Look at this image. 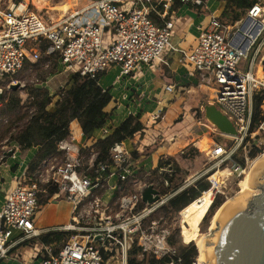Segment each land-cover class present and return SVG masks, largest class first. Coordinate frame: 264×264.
<instances>
[{"label": "built area", "instance_id": "built-area-1", "mask_svg": "<svg viewBox=\"0 0 264 264\" xmlns=\"http://www.w3.org/2000/svg\"><path fill=\"white\" fill-rule=\"evenodd\" d=\"M206 3L96 0L64 19L46 23L25 3L0 0V110L6 89L17 82L14 78L42 57L46 64L55 61L65 72L81 77L94 79L115 68L121 78L134 79L142 75L144 68L154 70L156 65L166 64L167 54L177 53L209 89L207 105L216 106L236 131L235 136H224L205 120L202 126L209 135L229 142L212 140L210 152L205 153L210 165L199 177L163 196L156 190L157 194H152L153 187L141 183L123 142L110 149V164L96 165V155L82 154L86 148L78 147L69 133L57 144L59 156L43 160L30 176L18 178L6 193L0 211V261L10 258L9 253L26 241L51 232H66L70 235L61 243L39 242L35 259L23 264H130V259H147L146 264H153L150 260L159 262L154 264H182L170 239L172 229L154 215L201 177L209 184L207 191L219 187L220 171L228 164L232 170L246 168L253 161L250 153L256 150L259 154L264 146V99L252 129V100L264 91V77L257 73L258 64L264 72L260 57L264 48V0H257L243 17L230 24L211 15L189 52L174 48L171 39L177 21L167 19L169 10L175 4L204 9ZM174 89L172 84L164 86L166 93ZM201 108L204 113V106ZM84 159L87 163L82 167ZM49 190L55 191L50 200L64 198L72 205L70 223L37 229L32 219L38 208V194ZM108 192L111 199L106 202ZM218 195L223 194H217L214 202ZM182 210L177 212L178 217ZM133 246L138 249L135 256L130 255ZM192 264L199 263L196 259Z\"/></svg>", "mask_w": 264, "mask_h": 264}, {"label": "trees", "instance_id": "trees-1", "mask_svg": "<svg viewBox=\"0 0 264 264\" xmlns=\"http://www.w3.org/2000/svg\"><path fill=\"white\" fill-rule=\"evenodd\" d=\"M221 1L226 2L224 5V9L226 10H224V17L230 15V20L233 22L245 15L248 9L257 0ZM152 18L158 25H162L156 17L152 16ZM104 75L105 73H102L96 78L90 79L72 73L68 77L69 80L66 87L60 88L56 94L51 95L46 85L48 89L42 86H32L28 88L27 95L30 101L27 107L32 110V112L29 110L26 113H21L23 109V107L20 106L21 100L15 95L14 91H11L8 97L5 96L4 105L0 110V143H3L4 146L11 143L16 144L22 157L30 148H38L34 158L28 164L26 176H30L43 160L49 157L59 156L57 144L59 141L69 136V125L73 121H77L83 134L88 139L92 137L94 131L102 129L105 126L106 122L109 120L110 114L104 109L108 106L112 98L108 91L102 90L99 84L100 78ZM53 96L58 97L54 102ZM263 99L264 91L253 97L252 129L259 120L260 105ZM196 119L201 121V116L197 114ZM144 129V125L140 121V114L128 115L110 134L103 139H98L90 148L83 149L81 153L85 156L94 153L96 155V165H108L110 164V149L113 145L131 139L136 133ZM197 154V150L191 147L186 152H182L181 156L191 159ZM132 156L135 158L138 157L136 152H134ZM255 156L256 150H253L250 153V158L254 159ZM240 163H242V165L244 164L241 160ZM161 169H165V171L159 173ZM179 172L180 168L173 158H162L158 161L157 168L150 174H159L158 179L161 180L160 186H162L160 195H168L183 186L182 180L179 181V177H176ZM165 182H167V187H163ZM208 189L209 184L206 182L205 178H199L192 185L181 190L169 199L167 204L160 209V213H177L183 208H188L197 200L201 192H204L201 197L211 194V199L204 209L205 213L207 209L210 210L212 207L214 197L220 193V189L214 188L212 191H207ZM54 192V190L47 191L46 201H38V206L47 203V199H49ZM219 198L220 197H218L213 204L216 210L222 204V199ZM185 209H183V211ZM206 216L204 219H206ZM177 233L176 231V234L171 236L170 239L172 241H178L176 240ZM68 236L69 233L66 232H51L41 236L38 240L42 244L49 245L54 242L61 243V241ZM184 244L187 245L178 246L176 249V258L181 259L182 264H192L197 259L198 251L194 243L188 242ZM15 249L9 253V257L14 253ZM137 253L138 249L133 246L130 255L135 256ZM149 262L153 264L159 263L155 260H150ZM129 263L146 264L147 262L146 260L136 262L134 259H130Z\"/></svg>", "mask_w": 264, "mask_h": 264}, {"label": "crops", "instance_id": "crops-1", "mask_svg": "<svg viewBox=\"0 0 264 264\" xmlns=\"http://www.w3.org/2000/svg\"><path fill=\"white\" fill-rule=\"evenodd\" d=\"M94 1L96 0H82L84 6L80 9L89 6ZM206 1L204 9L175 4L169 10L167 19L173 18L177 21L175 33L171 39L174 48L189 52L196 45L200 31L208 25L211 15L224 17V1L220 0L218 6H214L210 0ZM181 42L186 43L187 50L179 48ZM165 61L166 64L156 65L154 70L144 68L142 75L136 77L137 79L129 77L121 78L119 81V71L114 69L113 78L115 80L105 83L106 85L111 84L110 88H105L101 83L105 78L99 81L102 90H107L112 98V104L116 108L113 112L115 116H110L111 120H108L102 129L94 131L89 139L83 134L77 121H73L69 125V133L72 135L74 143L80 148H89L95 141L110 134L128 115L140 114V121L145 129L123 142V146L130 152L131 156L134 152L137 153L138 157L132 156V161L139 172L148 174L146 170H155L158 161L162 158H173L178 161L179 154L181 155L183 149L188 145L196 143L198 145L201 138H207L209 140L208 146H210L212 140L204 136L207 130L200 129L206 120L201 107L207 106L208 101L197 102L193 106L194 98L190 95L191 92H194L195 86L202 85L199 74L189 64L185 63L177 53L167 54ZM58 67L62 68L61 66ZM107 72L104 76L107 75ZM52 76L48 78L45 84L48 88L52 82ZM68 80L69 78H66V83ZM61 84L64 83L53 82L52 91L55 92ZM167 84H172L175 87L173 93L165 92L164 86ZM49 91H51L50 88ZM184 91L187 96H177L176 93ZM134 92L140 97L139 101H133ZM195 114L201 116V121L196 120ZM178 117H182V120L178 121ZM155 118L158 121H155ZM37 150L38 148H30L22 157L18 149L14 153L15 160L11 163L7 160L5 164H2V167L0 166V211L6 193L15 186L18 178L26 176L28 164L34 158ZM147 150L149 152L146 155ZM147 159H151L150 165L147 163ZM47 200V203L53 202L50 198ZM55 228L60 227L41 229ZM26 254H29L28 250ZM17 259L19 256L13 253L10 258L0 261V264L23 263ZM26 262L29 261L26 260Z\"/></svg>", "mask_w": 264, "mask_h": 264}, {"label": "rangeland", "instance_id": "rangeland-1", "mask_svg": "<svg viewBox=\"0 0 264 264\" xmlns=\"http://www.w3.org/2000/svg\"><path fill=\"white\" fill-rule=\"evenodd\" d=\"M3 1L6 2L7 0H3ZM15 1H21L25 4L27 3L26 5H28V10L38 15L46 23H51V22L53 23V22H57V20L59 21L61 19H64V17H66L68 14L72 13L73 11L80 10V8L84 6L82 4V0H45L43 4L41 5L34 4L35 6L33 5L32 0H28L29 2H25L24 0H15ZM210 1L214 6H218L220 0H210ZM224 3L226 4V2ZM63 6L67 8V13H64L62 11L61 8H63ZM221 18L223 21H225V23H229V24L231 23L230 15L228 17H223L221 15ZM179 48L187 50L186 43L181 42L179 44ZM251 53L252 52L248 54V61L251 58ZM262 56H264V48L261 50V53H260V57ZM112 69L113 70L110 69L111 71L108 70L106 76H103L102 78H100V81L105 78L103 81H101V83L105 86V88L111 87V84L106 85L105 83H108L110 81L113 82L115 80V78H113V75L115 73V70H114L115 68H112ZM63 72H65L63 67L60 69L57 66V63L55 61L54 62L52 61L49 64H46L45 61L43 60V57L38 62L33 64V67L30 65H27L25 69L14 78V81L16 80L17 82L16 84H13L19 87V89L14 91V93L21 100L20 106L23 107V109L21 110V113H26L27 111L30 110L27 107L30 101L27 95L28 88L32 86H42V87L47 88L45 84L47 83L48 78L51 75H53L51 78L52 82L50 83L51 87L50 85H48L51 91H49L48 88L47 89L50 95L53 93L56 94L60 88L66 87V84H67L66 78H68L71 75V73L69 72H65V73ZM262 76L264 77V75ZM118 79L120 81L121 77H119ZM53 82H57V83L62 82L64 84H61V86L57 88L55 92H53L52 91L54 88ZM9 88L6 89V93H5V96L7 97L9 96V93L11 92ZM194 88H195L194 92H191L192 94H190L191 97L194 98L193 106H195L197 102L202 103V102H206L209 100L208 97L211 96L209 89H207L205 86L200 85V84H198ZM135 93L136 92H134L132 96L133 101H139L140 97L137 96V94ZM176 94L177 96L179 95V97L187 96V93L185 91L176 93ZM56 97L57 96H53V102L58 99V97L57 98ZM115 109L116 108L113 106L112 101H110V103L104 110L108 112L110 116H115L113 113ZM30 112H32V110H30ZM155 119H156L155 121H158L157 118ZM109 120H111L110 117H109ZM177 120L181 121L182 117H178ZM0 124H1V120H0ZM201 128L204 129V127L202 126L200 127V129ZM204 136L210 138L211 140L217 143H220V142L228 143L229 142L227 138L219 137V136H216L215 134L209 135V131L207 132L205 131ZM191 147L197 150L198 152L197 155H195L191 159H188V158H183L179 154L178 161H176V163L178 164L180 168V172L179 174L176 175V177H179V181L182 180V183H183L182 185H186L189 182H191L193 179L199 177L202 174V172L210 165L209 160L207 156L205 155V153L201 152L199 148H197L198 147L197 143L194 145H188L186 148L183 149L182 152L184 151L186 152ZM262 149L263 151H260L259 154L256 153V156L253 159V162L261 158V156L264 154V146H262ZM11 151L13 152L10 153ZM16 151H18V146L16 144L11 143L7 146H4L3 143H0V166L2 167L3 166L2 164H5L7 160H9L10 163L11 161L15 160L16 158H14L15 157L14 153ZM148 152L149 150L145 152L146 155L148 154ZM9 153L10 155H8ZM146 161L149 165L151 164V159H147ZM86 163H87V160L84 159L81 161L80 164L83 167L84 165H86ZM251 165L252 164L247 166V169L242 176H238L237 174L231 175L230 171L226 169L227 167L224 168L222 171H220L221 172L220 173V186L217 187L216 189H220V193L223 194V195L217 196V198L220 197L219 199H222V204L228 198L232 197L234 194H236L238 191L241 190V184L244 180L246 172L249 170ZM146 171H147L146 173L148 174H145V172H142V171L139 172L138 178L140 179L141 183L146 186L151 185L153 189L156 190L160 194V192L162 191V186H160L161 180L158 179L159 174L151 175L150 173L152 172V170L151 171L146 170ZM235 180L236 182H234ZM163 187H167V185L164 184ZM135 190H136L135 188L132 189V192H135ZM256 194H259V190H258V193ZM46 198H47V193L41 192L38 194V201H46ZM110 199H111V196H110V193L108 192L104 200L106 202H109ZM210 199H211V194L205 195L197 199L188 208H186L184 211L183 210L181 211L180 217H178V213H171V214L167 213L166 214L163 212L161 213L158 212L156 213V215H154L153 218L157 220L163 219V222L161 224H165V226L172 229V235L176 234V231L178 232L177 237H176V240L178 241H174L175 249H177L178 246L187 245L184 243L192 242L195 244V247L198 251V256H199L200 242L204 237L208 236L209 231L211 230L210 227H211V223L213 220V216L215 215L216 211L220 208L219 207L216 210L212 205L210 210L207 209V211L204 213V209L206 205L208 204V202L210 201ZM71 210H72V205L69 202H67L64 198L57 200V201L45 203V204L38 206V208L35 211L32 222L34 224V227L37 229L47 228V227H61L63 225H67L70 223ZM205 216H206V219H204ZM38 243H39V240L38 238H36V239L26 241L25 243L18 246L14 250V254H17L19 256V259L17 260L25 263L26 260L29 261V260L35 259V253L37 252L36 249H37ZM27 250L29 251V254H26ZM146 262H147V259H146ZM16 263L18 262L16 261Z\"/></svg>", "mask_w": 264, "mask_h": 264}, {"label": "water", "instance_id": "water-1", "mask_svg": "<svg viewBox=\"0 0 264 264\" xmlns=\"http://www.w3.org/2000/svg\"><path fill=\"white\" fill-rule=\"evenodd\" d=\"M9 89L16 91L19 87L11 85ZM203 114L222 135H236L232 123L216 106H205ZM250 178L251 186L260 193L232 201L220 212L219 226L209 237L210 245H206V264H264V158L255 165ZM151 193L157 194L155 190Z\"/></svg>", "mask_w": 264, "mask_h": 264}, {"label": "bare ground", "instance_id": "bare-ground-1", "mask_svg": "<svg viewBox=\"0 0 264 264\" xmlns=\"http://www.w3.org/2000/svg\"><path fill=\"white\" fill-rule=\"evenodd\" d=\"M25 2H29L28 0H24ZM33 2V5L36 4V5H41L45 2V0H32ZM27 4V3H26ZM35 6V5H34ZM67 7V6H66ZM39 8V7H38ZM62 11L64 13H67V8H65V6H63V8H61ZM58 21V20H57ZM262 61H264V56H262ZM257 73L258 75L261 77L263 74L262 72V67L261 65H258L257 66ZM120 77V76H119ZM211 144L212 142L210 143V146L209 145V140L207 138H201L199 140V144H198V147L199 150L201 152H204V153H209L210 152V149H211ZM264 158V154L261 156V158L259 159H255L256 161H252L250 162L247 166H249L250 164H252L249 168V170L246 172L245 174V177H244V180L241 184V190L238 191L236 194H234L232 197L228 198L221 206L220 208L217 210V212L215 213L214 217H213V220H212V223H211V227H210V231H209V234L207 237H204L201 242H200V246H199V256L197 258V261L199 264H206L205 262V251H206V245H210V240H209V237H212L214 236V232L217 230L218 226H219V223L217 222V218L220 214V212L229 204L231 203L232 201H237V200H245V199H248V198H252L258 194V190L259 189H256V188H253L251 186V178H250V175L255 167V165L260 161V159ZM247 166L246 168H240V169H236V170H232V165L231 164H228L227 165V168L229 171H230V174L231 175H234V174H237L238 176H242L246 169H247ZM260 193V191H259ZM172 236V233L170 234V238Z\"/></svg>", "mask_w": 264, "mask_h": 264}]
</instances>
